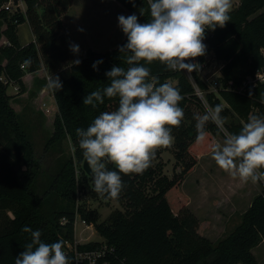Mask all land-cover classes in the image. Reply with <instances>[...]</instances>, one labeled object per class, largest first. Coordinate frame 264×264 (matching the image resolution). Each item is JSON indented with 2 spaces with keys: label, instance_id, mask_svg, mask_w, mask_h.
<instances>
[{
  "label": "trees",
  "instance_id": "obj_1",
  "mask_svg": "<svg viewBox=\"0 0 264 264\" xmlns=\"http://www.w3.org/2000/svg\"><path fill=\"white\" fill-rule=\"evenodd\" d=\"M116 1L136 14L141 23L148 21L146 0ZM6 2L0 0V28L6 24L4 30L0 29V37L4 35L7 40L0 46V264H15L16 256L31 242L30 233L21 230L25 225L40 230L46 243L63 240L64 251L72 262L78 216L93 224L105 241L78 244L77 249H102L103 259L111 264H261L253 249L264 240V182L239 224L218 242L205 236L209 222L198 219L188 209V198L180 186L197 164L192 147L199 145L197 152L210 149L211 134L218 132L209 122L208 140L198 144L195 108L204 114L206 104L222 105L225 128L232 133L239 132L250 113L264 114V81L257 79L258 71L264 70V0H240L231 10V20L208 38L205 54L214 52L227 62L216 90L197 75L194 83L186 71L168 70L158 61L147 65L155 84L177 78L174 86L183 96L180 106L184 117L181 125L173 128L172 144L176 166L181 170L173 177L166 175L164 164L156 161L161 154L157 150L152 165L143 174L122 176L125 188L115 200L124 203L126 209H114L103 221L97 208L80 199L82 189L85 195L92 194L101 202L113 201L100 198L92 190V176L83 168L76 129H86L101 112L118 107L116 98H106L97 108L84 105L83 98L109 83L105 73L114 65L127 68L129 53L119 50L127 37L112 49H87L76 64L62 19L73 0H25V11L15 12L4 8ZM142 8L145 15H141ZM25 22L32 28L34 41L21 45L18 27ZM196 58L202 61L204 55ZM100 59L103 63L96 71L92 65ZM31 66L36 71L45 67L47 78L59 76L63 84L60 90L51 89L57 107L54 132L41 155L12 105L14 95L8 92L11 85L17 86L21 94L27 92L24 77ZM47 78L35 79L39 81L36 88L46 86ZM197 87L204 97L197 94ZM227 117L235 120L227 122ZM65 140L74 148L72 156L64 152ZM46 156L50 159L45 160Z\"/></svg>",
  "mask_w": 264,
  "mask_h": 264
},
{
  "label": "clouds",
  "instance_id": "obj_2",
  "mask_svg": "<svg viewBox=\"0 0 264 264\" xmlns=\"http://www.w3.org/2000/svg\"><path fill=\"white\" fill-rule=\"evenodd\" d=\"M146 4L149 19L145 23L136 14L118 16L127 37L119 49L129 53L127 68L114 65L105 73L109 83L83 98V104L92 108L106 98H116L118 107L101 112L86 129H76L92 190L105 200L119 198L125 188L123 175L143 174L157 150L173 144V128L184 117L180 90L171 82L155 84L147 65L158 61L172 71L198 70L199 63L192 61L206 53L205 32L225 27L231 20L233 0H146ZM140 11L145 15L144 8ZM70 50L78 53L79 45L70 44ZM102 63V59L95 61L93 69L99 71ZM47 87L60 90L63 84L59 76L51 75ZM222 111V105L206 104L204 114L194 117L196 141L205 143L207 124L214 123L224 137L211 144L217 166L244 183L264 182V114L250 113L239 132L232 133L225 128ZM21 230L30 233L31 242L16 256L15 264H69L63 240L46 243L40 230L27 225Z\"/></svg>",
  "mask_w": 264,
  "mask_h": 264
},
{
  "label": "rangeland",
  "instance_id": "obj_3",
  "mask_svg": "<svg viewBox=\"0 0 264 264\" xmlns=\"http://www.w3.org/2000/svg\"><path fill=\"white\" fill-rule=\"evenodd\" d=\"M237 0H233V7L235 9L239 4ZM84 9L88 6L89 10H83V21L81 22L80 37L75 40L72 38L70 30H65L69 43L79 45V52L74 53V58H78L86 54L87 49L93 48L96 50H108L119 45L125 38L118 24V16L131 15L130 11L120 4H96L92 7L91 4H81ZM99 10V11H98ZM95 11V12H93ZM106 11L107 14H104ZM67 14V15H66ZM66 16H62L63 23L67 28H72L73 21H79L71 17L72 10H68ZM65 19V20H64ZM212 36V30H206L204 43L206 44L208 38ZM22 39L25 40V31L22 32ZM192 62H198V70L191 73H186L194 80V76H198L204 83L208 85L211 90H216L220 84V78L223 75V67L226 61L220 60L216 57L214 52H209L204 55V59L194 58ZM36 72V71H35ZM38 77V76H37ZM41 79V77H40ZM177 78H171L170 82L175 85ZM36 83H39L36 82ZM217 84V85H216ZM31 88V89H30ZM29 92L22 95L18 88L11 85L8 92L14 95L13 107L20 113L22 120L28 127L32 139L35 142L36 152L41 155L47 138L54 132V118L56 113V104L54 97L51 96L52 91L48 87L43 90V93L35 86H29ZM34 93V95L32 94ZM50 108L52 113L47 109ZM198 115H202L201 111L195 108ZM227 122L232 120V117L225 119ZM237 120V119H236ZM223 134L217 132L211 134L209 143L222 142ZM174 144V142H173ZM199 144V143H198ZM199 145L192 147L193 153L197 156V164L188 173L180 189L188 198L186 206L188 209L200 220L208 221L209 226L205 229L204 234L213 242L226 237L241 221L242 214L250 207L254 197L261 191L262 182L244 183L239 179H234L219 168L212 158L211 148L204 152H197ZM64 152L72 156L74 148L72 144L65 140L63 143ZM161 154L158 155L156 161H161L164 164V173L169 177H173L175 172L181 170L176 166L177 160L174 155V149L170 147L158 149ZM50 156H46L45 160H49ZM81 172L77 168V176ZM81 188H83L81 186ZM81 202H84L91 208H97L100 212V221L105 220L109 214L116 208L125 210L126 206L121 201L113 200L107 203L95 199L92 194H84L80 191ZM76 242L88 243L91 241L104 242L105 239L98 233L95 226L86 229L81 218H77L76 227ZM253 252L258 257V261L264 264V243L261 242L253 249Z\"/></svg>",
  "mask_w": 264,
  "mask_h": 264
},
{
  "label": "crops",
  "instance_id": "obj_4",
  "mask_svg": "<svg viewBox=\"0 0 264 264\" xmlns=\"http://www.w3.org/2000/svg\"><path fill=\"white\" fill-rule=\"evenodd\" d=\"M104 3L108 4V6L111 3H115V4L120 5V3L117 2L116 0H73V3H72V5H71V7H70L69 10H72L73 11V15L71 17H73L74 20L77 19L79 21H73V24H72L73 27L70 28V29L68 27L67 28L65 27V30L66 31L67 30H70L69 32L72 33V38H74L75 40H77V38L80 37V30H81V25H82L81 22L83 21V10H87L88 9L89 12H90V9H89L88 6H85L84 9H83L81 4H85V5L91 4L92 7H94L93 5L100 4L102 6V4H104ZM25 9H26V3L23 6V11H25ZM93 12H95V11H93ZM103 13L104 14H107L106 11H103ZM66 15L64 14V16H66ZM64 26H66V25H64ZM5 28H6V24L5 23H2L0 29L1 30H4ZM24 31H25V36H26V39L25 40L22 39V32H24ZM18 36H19V41H20L21 45H26V44L30 43L31 41H34V34H33V31H32V28H31L29 22H25V23L19 25V27H18ZM73 42L76 43V41H73ZM6 43H7L6 37L4 35H2L0 37V46L2 44H6ZM84 55L85 54H83V56ZM83 56L80 55V57L76 58V60L79 59V58H81V57H83ZM40 77H41V79H43L44 77L47 78V71H46L45 67H43L40 70H37L36 72L27 73V75L24 77V81H25V83L27 85V91L28 92L31 89V88L29 89V86H33V85L35 86V84L37 86L38 83L35 82V79H37V78L40 79ZM47 80H48V78H47ZM14 87L16 89L18 88L17 86H14ZM46 87H47V85L44 86L43 88H40V89L38 88V90L41 92V94L43 93V90ZM24 94H27V93L25 92L22 95H24ZM51 96L53 97V94H51ZM14 98H16V97H14ZM47 111L49 113H52V110L50 108H48ZM262 243H264V240H263ZM256 257H257V255H256ZM257 259H258V257H257Z\"/></svg>",
  "mask_w": 264,
  "mask_h": 264
},
{
  "label": "built area",
  "instance_id": "obj_5",
  "mask_svg": "<svg viewBox=\"0 0 264 264\" xmlns=\"http://www.w3.org/2000/svg\"><path fill=\"white\" fill-rule=\"evenodd\" d=\"M237 2L240 3V0H237ZM24 5H25V0H7V2L4 5V8L12 12H15L18 10L23 11ZM22 68L26 69V65L22 64ZM257 79L264 81V70L258 71ZM192 81L194 82V80ZM196 91L199 96L204 97L203 92L198 87L196 88ZM77 218H79V216ZM82 222L84 223L86 229H90L94 227L93 224H88L84 220H82ZM75 227H77V219L75 222ZM78 244H81V243L76 242V239H75L74 260L72 262H69V264H111L109 261L103 259V255L105 252L104 250L90 249V250H85V251H79L77 249Z\"/></svg>",
  "mask_w": 264,
  "mask_h": 264
},
{
  "label": "water",
  "instance_id": "obj_6",
  "mask_svg": "<svg viewBox=\"0 0 264 264\" xmlns=\"http://www.w3.org/2000/svg\"><path fill=\"white\" fill-rule=\"evenodd\" d=\"M35 71H36L35 68H34L33 66H31V68H30V72L33 73V72H35ZM83 168H84V170H85L89 175H91V174H90V169L88 168L87 164H85L84 162H83Z\"/></svg>",
  "mask_w": 264,
  "mask_h": 264
}]
</instances>
